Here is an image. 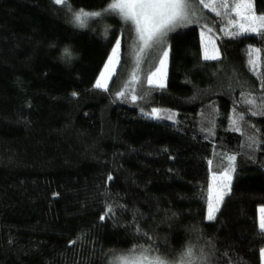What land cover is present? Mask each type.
Returning <instances> with one entry per match:
<instances>
[{
    "label": "trees",
    "instance_id": "1",
    "mask_svg": "<svg viewBox=\"0 0 264 264\" xmlns=\"http://www.w3.org/2000/svg\"><path fill=\"white\" fill-rule=\"evenodd\" d=\"M89 25L54 0H0V264H111L140 246L174 256L189 245L211 264H261L264 37L222 31L220 56L205 60L199 26L179 28L167 37L166 87L148 85L157 61L144 60L117 97L131 78L132 25L115 13ZM117 38L118 69L107 91L94 88ZM250 46L261 49L255 69ZM153 108L173 120L150 118ZM232 155L230 192L209 221L211 176Z\"/></svg>",
    "mask_w": 264,
    "mask_h": 264
},
{
    "label": "snow or ice",
    "instance_id": "2",
    "mask_svg": "<svg viewBox=\"0 0 264 264\" xmlns=\"http://www.w3.org/2000/svg\"><path fill=\"white\" fill-rule=\"evenodd\" d=\"M57 5L66 6L72 13L73 23L78 27H85L86 21L89 18L100 17L104 13H115L126 23L132 25L135 32V46L137 47V65L130 74V80L124 85V90L117 92V97H123L126 95L130 85H134L139 82L140 77L138 75L139 66L142 60L141 57H146L150 51L159 48L156 56L157 64L154 70L149 71L146 75L147 83L150 87H156L163 89L166 87L167 76V63L170 52V45L167 43V37L170 32H174L177 28L186 27L188 24L193 23V17L195 16L194 3H199L204 7H209V4L205 3V0H112V2L104 9V13L99 11H85L80 9L78 11L72 10L69 0H54ZM219 9H224L223 15L228 16L227 26L237 28L238 31H229L226 34L235 38L241 35L256 34L264 37V13H257L255 8V0H219ZM212 11L216 12L218 16L222 15L221 11L217 7L213 6ZM230 13H234L235 17H232ZM207 31L211 32L212 29L204 26ZM224 31V29H221ZM204 31H201L200 35L204 38ZM121 47V39L117 38L114 46L111 49V53L104 64L103 69L100 71L97 77L94 88L108 90V81L115 75L116 68L120 64L119 50ZM66 56H70V51L66 48L64 50ZM219 49L213 45L212 53L209 54L207 48L204 49V59H218ZM253 53L256 54V58L253 59ZM261 49L249 47L248 51V64L255 69L257 66ZM264 87V84H262ZM134 92L135 89L133 88ZM76 93H73L75 96ZM139 97L132 95V100L135 102ZM248 104H255L254 99H247L245 101ZM167 110H161L153 108L147 115L154 119H168L172 120L174 114H166ZM257 113H253L255 115ZM264 115V112L259 113ZM240 119H243L241 116ZM234 125L237 121L233 120ZM236 131H239V127H236ZM253 143H255V139ZM249 147H252L250 144ZM229 165L220 171L219 174H212V181L207 188V206L208 213L207 219L209 221L215 219V213L219 211L218 205L223 201L224 196L230 192L231 185V173L235 171L234 161L235 155L228 156ZM209 166L212 165V161H208ZM112 179L111 176L108 177ZM219 181V183H216ZM259 230L264 237V206L259 209ZM110 214L114 215V211L111 205H108L104 215L100 217L104 220ZM139 230V229H137ZM71 244H75L76 241H70ZM150 249H145L140 246L139 250L133 249L126 255H121L114 258L111 264H170L161 256H152L148 253ZM261 264H264V248L260 249ZM171 264H211L210 254H204L203 250H200V254L197 255L193 246L189 245L180 255L178 260L171 262Z\"/></svg>",
    "mask_w": 264,
    "mask_h": 264
},
{
    "label": "rangeland",
    "instance_id": "3",
    "mask_svg": "<svg viewBox=\"0 0 264 264\" xmlns=\"http://www.w3.org/2000/svg\"><path fill=\"white\" fill-rule=\"evenodd\" d=\"M112 2V1H111ZM110 2V3H111ZM109 3V4H110ZM205 3H207V4H209V7H204L203 5H201V4H199V3H194V8H195V16L193 17V23H191V24H188L186 27H180V28H187L188 26H199V31H200V33H201V31H204V38H203V43H202V38H201V35H200V42L202 43V53H203V56H204V49L205 48H207L208 49V51H209V54H211L212 53V48H213V45H215V47L216 48H218L217 47V36H219L220 34H221V29H224V31H226V32H229V31H232V30H234V31H238V29L237 28H234V27H228L227 26V21H228V16H225V15H223V12L225 11L224 9H219V0H205ZM213 6H215V7H217V9L219 10V11H221V13H222V15H220V16H218L217 14H216V12H214V11H212V7ZM107 8V7H106ZM105 9V8H104ZM104 9H98V10H87V11H89V12H91V11H99V12H102V13H104ZM86 11V10H85ZM110 15V13H104L102 16H100V17H95V18H89V19H87V21H86V26L85 27H88V26H90L89 24H90V22L92 21V20H94V19H100V20H102L104 17H107V16H109ZM230 15L232 16V17H235V14L234 13H230ZM105 22H107V21H104L101 25H102V28H101V32H102V34H107V32L110 30V27H111V25L110 24H108V22L107 23H105ZM205 25H207L208 26V28H211L212 29V31L211 32H209V31H207V29H205ZM177 29H179V28H177ZM133 34H134V40H133V46H132V48L129 50V52L131 53V59H130V63H131V72H132V70L136 67V65H137V60H138V57H137V51H138V49H137V47L135 46V32L133 31ZM121 48V47H120ZM158 51H159V48H157V49H155V50H152V51H150L149 52V54L146 56V57H141L140 59L142 60V62H144V60L145 61H147V63H148V65H149V63L151 64V63H153V62H155V60H156V56H157V54H158ZM119 52H120V50H119ZM220 56V52L218 53V57ZM120 58V57H119ZM120 61H121V59H120ZM141 62V63H142ZM141 63H140V66H141ZM168 64V63H167ZM139 66V68H141ZM103 67H104V65H103ZM103 67H102V69H103ZM118 67V66H117ZM117 69L118 68H116V71H117ZM167 70H168V66H167ZM167 77V76H166ZM112 80V79H111ZM110 80V81H111ZM110 81H108V85H109V83H110ZM173 113V112H172ZM173 120V119H172ZM228 165H229V163H227V166L225 167V168H227L228 167ZM217 173V175L219 174V172H216ZM234 174H235V172H232L231 173V181H232V179H233V176H234ZM210 183H213V181H212V176H211V179H210V182H209V184ZM216 183H219V181H217ZM220 205H218V207H219ZM261 206H264V205H260V207ZM259 207V208H260ZM207 213H208V206H207V211H206V217H207ZM187 248V247H186ZM185 248V249H186ZM263 248H264V246H263ZM184 251V250H183ZM126 254H128V253H121L120 255H118V256H121V255H126ZM149 255H152V256H156V255H158V256H161V257H163L165 260H167V261H169L170 262V264H171V262H173V261H176V260H178V258L180 257V255H181V253H179V254H176V255H174V256H166V255H160V254H149ZM118 256H116V257H118ZM113 261H114V259H113ZM112 261V262H113Z\"/></svg>",
    "mask_w": 264,
    "mask_h": 264
}]
</instances>
